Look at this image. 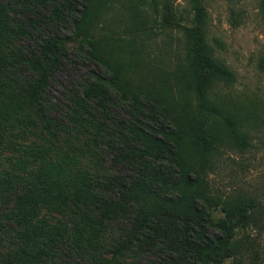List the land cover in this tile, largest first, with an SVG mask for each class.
Returning <instances> with one entry per match:
<instances>
[{
	"label": "trees",
	"instance_id": "1",
	"mask_svg": "<svg viewBox=\"0 0 264 264\" xmlns=\"http://www.w3.org/2000/svg\"><path fill=\"white\" fill-rule=\"evenodd\" d=\"M115 1L0 0V264H220L252 219L253 199L213 201L202 183L226 148L217 127L235 147L249 143L241 118L207 97L230 71L205 41L203 0H187L196 24L184 27L195 71L186 123L150 90L126 92L100 56L115 39L95 24ZM158 2L147 11L131 0L130 43L148 39ZM85 63L86 77L53 92L58 73ZM210 204L223 212L214 224Z\"/></svg>",
	"mask_w": 264,
	"mask_h": 264
},
{
	"label": "rangeland",
	"instance_id": "2",
	"mask_svg": "<svg viewBox=\"0 0 264 264\" xmlns=\"http://www.w3.org/2000/svg\"><path fill=\"white\" fill-rule=\"evenodd\" d=\"M122 1V0H121ZM115 1L108 12H99L95 24V35H110L115 47L103 42L99 54L104 62L114 63L119 75V84L126 92L136 94L150 90L155 97L172 108L182 123L188 121L195 103L193 82L194 65L187 54L188 44L185 26L196 24L195 13L187 0H157L158 12L148 39L138 44L129 40L134 35L131 27L129 4ZM134 1V0H132ZM149 2V3H148ZM141 6V5H140ZM204 30L212 58L230 71V77L212 81L207 97L228 114L241 118L243 130L248 136V145L235 147L229 143L226 130L217 127L216 132L224 136L225 150L217 157L215 166L205 175L203 186L213 201L220 198L246 197L256 202L254 214L245 226L235 230L237 244L235 255L226 257L220 264H264V15L262 0H203ZM144 7L152 11L150 0ZM149 14V13H147ZM66 32H70L65 24ZM87 64V65H85ZM80 70L66 69L58 73V81L52 82V90L68 80H78L88 75V63ZM193 67V69H192ZM118 93H113L117 98ZM125 115L124 106L118 109ZM224 127V126H222ZM226 129V128H225ZM180 158L184 163L192 162L190 139L183 138ZM211 224L223 217L218 205L208 208ZM207 234H219L220 230L208 225Z\"/></svg>",
	"mask_w": 264,
	"mask_h": 264
}]
</instances>
